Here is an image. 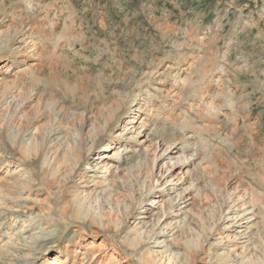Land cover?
Masks as SVG:
<instances>
[{
    "label": "rangeland",
    "instance_id": "374dc122",
    "mask_svg": "<svg viewBox=\"0 0 264 264\" xmlns=\"http://www.w3.org/2000/svg\"><path fill=\"white\" fill-rule=\"evenodd\" d=\"M0 264H264V0H0Z\"/></svg>",
    "mask_w": 264,
    "mask_h": 264
},
{
    "label": "bare ground",
    "instance_id": "6f19581e",
    "mask_svg": "<svg viewBox=\"0 0 264 264\" xmlns=\"http://www.w3.org/2000/svg\"><path fill=\"white\" fill-rule=\"evenodd\" d=\"M121 135V134H120ZM104 158H106L105 154L99 155L97 158H95L94 164L96 167L102 166L104 164ZM171 173V172H170ZM168 174L169 171H163L160 172L158 174V180H160V182H163V180L165 182H168V184H173V181H179L181 180L180 176L181 172L177 171L175 173H173V175H171V178H168ZM155 204V203H154ZM153 204V206H154ZM247 212V211H246ZM249 212V211H248ZM244 213L242 215H239L238 217H234L232 219V222L230 223V225L228 226L227 230L228 232H225V239H237L238 241L241 240L243 238V236L245 235V231L248 230V225H246V221H247V215L250 214L249 213ZM150 215L149 214H145V216L143 217V219H147ZM247 239V238H246ZM244 240V239H243ZM233 241V240H232Z\"/></svg>",
    "mask_w": 264,
    "mask_h": 264
}]
</instances>
